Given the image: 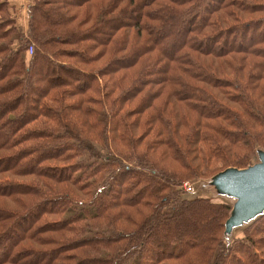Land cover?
Instances as JSON below:
<instances>
[{
    "label": "trees",
    "instance_id": "obj_1",
    "mask_svg": "<svg viewBox=\"0 0 264 264\" xmlns=\"http://www.w3.org/2000/svg\"><path fill=\"white\" fill-rule=\"evenodd\" d=\"M24 8L0 0V264H264V209L234 236L180 189L264 152V0Z\"/></svg>",
    "mask_w": 264,
    "mask_h": 264
},
{
    "label": "water",
    "instance_id": "obj_2",
    "mask_svg": "<svg viewBox=\"0 0 264 264\" xmlns=\"http://www.w3.org/2000/svg\"><path fill=\"white\" fill-rule=\"evenodd\" d=\"M258 159L246 168L228 167L214 176L215 184L236 197L228 228L241 225L264 209V152Z\"/></svg>",
    "mask_w": 264,
    "mask_h": 264
},
{
    "label": "rangeland",
    "instance_id": "obj_3",
    "mask_svg": "<svg viewBox=\"0 0 264 264\" xmlns=\"http://www.w3.org/2000/svg\"><path fill=\"white\" fill-rule=\"evenodd\" d=\"M19 21L22 24L25 20H23V18L20 17ZM258 161L259 159L258 157H256V159L253 161V164ZM187 182H191L194 185V191L192 193L186 192V194H189L188 196L211 198L214 201H226L228 203H231V205L233 206L236 202V197L225 193L218 184H215L214 176L208 178L191 179V180L188 179ZM242 227L243 224L232 229L233 230L232 234L234 236L241 234ZM230 238L231 237H229L227 240H229Z\"/></svg>",
    "mask_w": 264,
    "mask_h": 264
},
{
    "label": "built area",
    "instance_id": "obj_4",
    "mask_svg": "<svg viewBox=\"0 0 264 264\" xmlns=\"http://www.w3.org/2000/svg\"><path fill=\"white\" fill-rule=\"evenodd\" d=\"M29 52H32V47L29 46ZM181 189L184 192L192 193L194 191V185L191 182L184 181L181 185Z\"/></svg>",
    "mask_w": 264,
    "mask_h": 264
},
{
    "label": "crops",
    "instance_id": "obj_5",
    "mask_svg": "<svg viewBox=\"0 0 264 264\" xmlns=\"http://www.w3.org/2000/svg\"><path fill=\"white\" fill-rule=\"evenodd\" d=\"M12 3H14L15 5H17L18 7L20 6L21 9H20V12H19V15L21 18H23V20H25V8H24V5L26 3V0H10ZM24 24V22L22 23Z\"/></svg>",
    "mask_w": 264,
    "mask_h": 264
}]
</instances>
